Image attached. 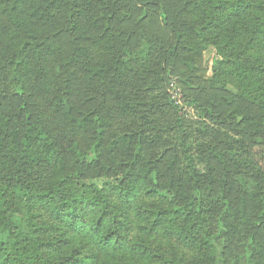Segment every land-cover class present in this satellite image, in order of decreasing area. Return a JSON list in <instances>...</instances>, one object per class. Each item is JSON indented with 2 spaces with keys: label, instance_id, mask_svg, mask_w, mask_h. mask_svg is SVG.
Returning <instances> with one entry per match:
<instances>
[{
  "label": "trees",
  "instance_id": "1",
  "mask_svg": "<svg viewBox=\"0 0 264 264\" xmlns=\"http://www.w3.org/2000/svg\"><path fill=\"white\" fill-rule=\"evenodd\" d=\"M164 1L0 0V264H264V0ZM209 48L198 119L136 124Z\"/></svg>",
  "mask_w": 264,
  "mask_h": 264
},
{
  "label": "rangeland",
  "instance_id": "2",
  "mask_svg": "<svg viewBox=\"0 0 264 264\" xmlns=\"http://www.w3.org/2000/svg\"><path fill=\"white\" fill-rule=\"evenodd\" d=\"M103 6L109 14V16L115 15L119 17L122 28L126 30V24L124 23V16L127 15V9L124 11H116L119 8L113 7L112 3L109 4V0H102ZM182 1V0H181ZM180 1V2H181ZM166 7L170 9V11L179 12L181 6L178 5L177 0H165L164 1ZM182 4V2H181ZM114 10V11H112ZM129 10V9H128ZM152 15L155 13V8L150 10ZM150 26L159 27L160 22L152 16L146 22ZM114 26V25H113ZM108 27V26H107ZM56 26H54V29ZM217 59L216 50L214 48H209L202 56H200L195 64L197 70L194 73H191L183 64L176 63L174 68H169L165 72V69L158 70V77L156 84L160 87L163 86V89H158L155 91H150L148 87H144L142 92L136 99V105L132 108L136 112V117L134 118L135 123H141L142 118H147L151 127L164 128L169 127L175 122L174 111L176 108L183 110L189 117L198 119V111L191 105L189 102L191 101V95H193V88H201L207 87L209 82H211L213 77V65L215 60ZM204 87V88H205ZM161 88V87H160ZM233 91V89H230ZM121 91V90H119ZM132 89L127 90V94H129ZM88 98L86 95H84ZM126 99H129V96H125ZM128 126H132L130 123ZM126 127V128H130ZM133 126L132 128H134ZM125 128V127H124ZM256 156L261 160V164L264 166V159H262L263 152L259 151V146L255 148ZM92 154L90 158H92ZM104 180H90V184H96L98 186H102L104 184ZM14 223L18 226L23 225V217L20 215H16L14 218ZM219 254L223 251V245H219ZM249 247L247 241L237 242L236 246L233 248V252L230 255H234L231 257L228 264H234L235 258H242L241 261L237 264H249L248 254ZM250 255V254H249Z\"/></svg>",
  "mask_w": 264,
  "mask_h": 264
}]
</instances>
